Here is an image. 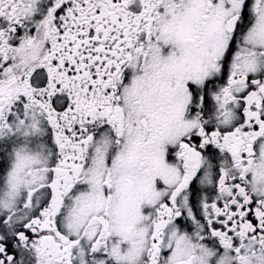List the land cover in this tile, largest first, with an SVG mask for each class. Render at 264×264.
<instances>
[{
	"label": "snow or ice",
	"instance_id": "obj_1",
	"mask_svg": "<svg viewBox=\"0 0 264 264\" xmlns=\"http://www.w3.org/2000/svg\"><path fill=\"white\" fill-rule=\"evenodd\" d=\"M0 264H264V0H0Z\"/></svg>",
	"mask_w": 264,
	"mask_h": 264
}]
</instances>
